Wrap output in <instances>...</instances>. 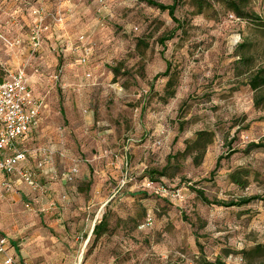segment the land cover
Returning a JSON list of instances; mask_svg holds the SVG:
<instances>
[{
  "label": "rangeland",
  "instance_id": "obj_1",
  "mask_svg": "<svg viewBox=\"0 0 264 264\" xmlns=\"http://www.w3.org/2000/svg\"><path fill=\"white\" fill-rule=\"evenodd\" d=\"M27 1L48 14L35 52L27 29L12 45L18 28L0 0V79L24 66L45 108L21 164L44 192L16 175L10 190L0 185V228L26 261L262 264L253 249L264 244V149L247 146L264 142V104L247 75L264 63V0H180L179 24L144 0H65L61 10L57 0ZM38 148L49 150L39 169ZM148 180L178 197L154 194Z\"/></svg>",
  "mask_w": 264,
  "mask_h": 264
},
{
  "label": "built area",
  "instance_id": "obj_2",
  "mask_svg": "<svg viewBox=\"0 0 264 264\" xmlns=\"http://www.w3.org/2000/svg\"><path fill=\"white\" fill-rule=\"evenodd\" d=\"M65 0H57L56 7L66 9ZM29 13L33 16V20L29 24L26 40L30 43L32 52L38 50L41 40L44 36V30L47 29L45 19L48 17L46 8L42 3L30 4L27 0H21ZM60 12V11H59ZM63 16L57 13L54 18L56 21L63 20ZM23 39L13 37L12 45H20ZM85 63V58H82ZM24 66L19 67L15 72L7 71L5 77L0 79V175L6 176L0 182L2 188L10 190L13 182L11 176H18V181L26 184L31 190L44 192L43 185L39 182L37 172L25 166H20L28 155V149L20 148L19 143L24 141L32 130L36 129L41 122L44 101L39 96H35L28 84V77ZM39 153L36 168H40L45 162L49 154L48 148H38L32 150ZM77 172L74 166L67 175V179H71L72 174ZM146 186L152 188L154 194L170 195L178 197V190H167L162 184H155L148 180ZM151 219L147 218L145 224H150ZM0 256L1 264H29L25 257L17 256L11 251L10 238L0 230Z\"/></svg>",
  "mask_w": 264,
  "mask_h": 264
},
{
  "label": "trees",
  "instance_id": "obj_3",
  "mask_svg": "<svg viewBox=\"0 0 264 264\" xmlns=\"http://www.w3.org/2000/svg\"><path fill=\"white\" fill-rule=\"evenodd\" d=\"M146 1L148 4L156 6L158 8H160L161 10H167L168 14L172 17V19L179 24L176 16H175V10H176V6L178 4V2L180 0H172L171 4H162L154 1V0H144ZM231 11H233V13H235V15H237V17H241V11L240 8L238 6V4L236 2H232L231 4ZM173 36V34H169V35H165L159 38V43L161 45L164 44V42L168 39H170ZM244 42L240 43L237 45L236 47V51L237 54H239V50L240 48L242 49V47H244ZM239 49V50H238ZM239 59L241 61H244L245 57L243 55H238ZM168 70H169V65L167 64V67L165 69V71L160 74L163 76L168 75ZM159 75H155L153 79H155L156 77H158ZM247 84L249 85V87L251 88V90L254 91L255 95H254V103L255 105H261L264 104V96L261 93L262 90L264 89V63H261L260 65H258L256 68L252 69L248 75H247ZM252 147H256V148H263L264 149V142L261 141L259 143H250L247 148H252ZM219 160L217 159L215 167H217L219 164L218 162ZM194 190V189H193ZM197 192V194L201 197L202 200L204 201H208L204 196H203V192L201 190H195ZM256 198V196H251L248 198H241L238 201H230L228 203H224V202H217V204L223 205V206H241L244 204H247L249 201H251L252 199ZM102 219H100L98 222L94 223L93 226V230H92V235L94 236V238L98 237L99 235L103 234V232L105 231L106 227H107V222H106V216H102ZM255 250L257 253L264 251V244H257L255 246V248L253 249ZM251 250L245 252L247 254L250 253ZM199 264H225L224 262H222L220 259H215L214 261H210L208 259H206V257L202 256V258L199 261ZM264 264V262L262 263Z\"/></svg>",
  "mask_w": 264,
  "mask_h": 264
},
{
  "label": "crops",
  "instance_id": "obj_4",
  "mask_svg": "<svg viewBox=\"0 0 264 264\" xmlns=\"http://www.w3.org/2000/svg\"><path fill=\"white\" fill-rule=\"evenodd\" d=\"M9 6H10V9H11V13L9 14V17H8V21H10V23L15 27V28H18L17 29V35L16 36H19L20 38H22L23 39V37L24 36H22V35H24L23 33H22V31L21 30H23V29H27V31L25 32V34L28 32V27H29V24L31 23V21L33 20V16L29 13V11L23 6V5H21V0H9ZM26 12V13H25ZM24 14H26L27 15V17H28V15H30V17L31 18H25L24 17ZM11 15V16H10ZM56 34V33H55ZM26 36V35H25ZM58 37L59 38H63L64 37V34H60V35H58ZM25 40H26V38H24ZM23 39V40H24ZM17 51H18V53H21L20 51H23V49H21L20 50V48H18L17 49ZM19 67H21V66H19ZM18 67V68H19ZM17 68V69H18ZM16 69V70H17ZM15 70V71H16ZM7 71H9V72H11L10 70H7ZM14 71V72H15ZM28 84H29V82H28ZM30 86V85H29ZM31 88V87H30ZM40 124H41V122L39 123V126L36 128V129H34V130H32V132L29 134V136L24 140V141H22L21 143H19L18 144V146L20 147V148H26V145H28V143H29V139L32 137V134L36 131V130H38L39 129V127H40ZM26 159V158H25ZM24 159V160H25ZM24 160L23 161H21L20 163H19V165L20 166H24V165H21L23 162H24ZM76 166V165H75ZM70 171V170H69ZM78 171V170H77ZM77 172H75V174H76ZM75 174H72V178L71 179H67V178H65L67 181H72L73 180V178H74V176H75ZM12 177V176H11ZM4 178H6V176H4V175H0V182L2 181V180H4ZM30 190V189H29ZM33 200L34 201H37L38 199H37V196H35L34 198H33ZM0 230L2 231V232H4V230H2L1 228H0ZM5 233V232H4ZM10 244H11V251L12 252H14L17 256H20V257H25L22 253H21V251L18 249V247L16 246V244L15 243H13L11 240H10ZM0 264H1V256H0Z\"/></svg>",
  "mask_w": 264,
  "mask_h": 264
},
{
  "label": "water",
  "instance_id": "obj_5",
  "mask_svg": "<svg viewBox=\"0 0 264 264\" xmlns=\"http://www.w3.org/2000/svg\"><path fill=\"white\" fill-rule=\"evenodd\" d=\"M93 226H94V224H93ZM93 226H92V228H91V231H90V233H89V234H91V233H92V230H93Z\"/></svg>",
  "mask_w": 264,
  "mask_h": 264
}]
</instances>
